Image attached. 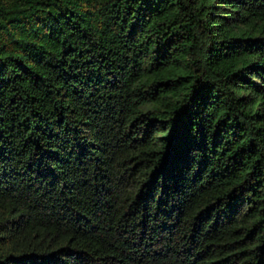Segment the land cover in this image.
<instances>
[{
  "label": "trees",
  "instance_id": "1",
  "mask_svg": "<svg viewBox=\"0 0 264 264\" xmlns=\"http://www.w3.org/2000/svg\"><path fill=\"white\" fill-rule=\"evenodd\" d=\"M0 264H264V0H0Z\"/></svg>",
  "mask_w": 264,
  "mask_h": 264
}]
</instances>
